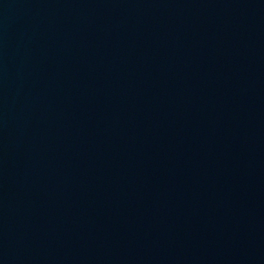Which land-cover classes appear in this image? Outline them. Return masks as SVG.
<instances>
[{"label":"water","instance_id":"obj_1","mask_svg":"<svg viewBox=\"0 0 264 264\" xmlns=\"http://www.w3.org/2000/svg\"><path fill=\"white\" fill-rule=\"evenodd\" d=\"M0 264H264V0H0Z\"/></svg>","mask_w":264,"mask_h":264}]
</instances>
